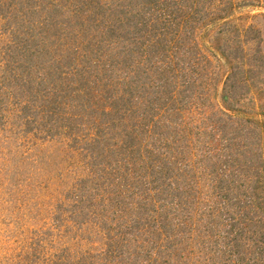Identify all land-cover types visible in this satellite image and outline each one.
<instances>
[{
	"label": "trees",
	"instance_id": "1",
	"mask_svg": "<svg viewBox=\"0 0 264 264\" xmlns=\"http://www.w3.org/2000/svg\"><path fill=\"white\" fill-rule=\"evenodd\" d=\"M253 5L0 0V145L71 163L0 264H264Z\"/></svg>",
	"mask_w": 264,
	"mask_h": 264
},
{
	"label": "rangeland",
	"instance_id": "2",
	"mask_svg": "<svg viewBox=\"0 0 264 264\" xmlns=\"http://www.w3.org/2000/svg\"><path fill=\"white\" fill-rule=\"evenodd\" d=\"M252 2L255 5L244 10L241 20L253 22L257 36L260 30L264 37V0ZM1 41L0 36V46ZM20 150L0 145V263L21 244L35 218L43 215L50 188L57 186L71 168L59 146L36 148L26 143Z\"/></svg>",
	"mask_w": 264,
	"mask_h": 264
}]
</instances>
